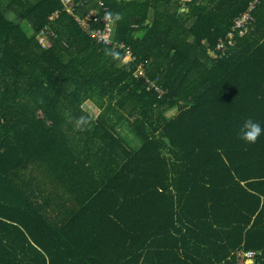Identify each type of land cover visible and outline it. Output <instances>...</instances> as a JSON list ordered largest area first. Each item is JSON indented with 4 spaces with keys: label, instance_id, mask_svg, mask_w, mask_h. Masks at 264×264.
<instances>
[{
    "label": "trees",
    "instance_id": "1",
    "mask_svg": "<svg viewBox=\"0 0 264 264\" xmlns=\"http://www.w3.org/2000/svg\"><path fill=\"white\" fill-rule=\"evenodd\" d=\"M251 1L78 0L121 15L125 62L60 0H0V264H264V135L237 139L264 127V1L210 55Z\"/></svg>",
    "mask_w": 264,
    "mask_h": 264
},
{
    "label": "built area",
    "instance_id": "2",
    "mask_svg": "<svg viewBox=\"0 0 264 264\" xmlns=\"http://www.w3.org/2000/svg\"><path fill=\"white\" fill-rule=\"evenodd\" d=\"M188 1L189 0H183V5H185ZM262 1L264 0H252L250 2L247 11L235 21L236 23L233 29L226 37L218 41L216 50L214 52L210 51L212 59H223L234 50V47L236 46V36L239 35L240 37H243L248 33L250 22L254 21L252 13L255 11L256 7L262 3ZM60 2L63 6V11L74 16L82 30L92 37L97 43L113 45L115 47H119L120 50L125 51V62H130L134 59L132 47L115 39V22L110 23L106 21L105 15L100 14L98 10H89L83 15L77 14L78 0H60ZM59 15L60 12L56 11L50 17V22L56 20ZM55 35L56 34L51 30V27L47 26L44 30L40 31L37 37L41 45L47 46L48 41ZM138 74L143 77L144 71L140 69ZM150 88H155L156 91L162 93V91L154 84H152ZM234 257L237 264H259L260 252L241 248L234 252Z\"/></svg>",
    "mask_w": 264,
    "mask_h": 264
},
{
    "label": "clouds",
    "instance_id": "3",
    "mask_svg": "<svg viewBox=\"0 0 264 264\" xmlns=\"http://www.w3.org/2000/svg\"><path fill=\"white\" fill-rule=\"evenodd\" d=\"M120 19L121 15L118 13H105V20L110 23H114ZM81 107L84 108L83 105H81ZM69 122L74 123V127L77 130H83L84 126L88 123V119L86 116H81L74 121L69 118ZM262 135H264V127H262L258 121L252 119L251 117L246 118L239 126L237 131V139L242 141L245 145H254Z\"/></svg>",
    "mask_w": 264,
    "mask_h": 264
},
{
    "label": "rangeland",
    "instance_id": "4",
    "mask_svg": "<svg viewBox=\"0 0 264 264\" xmlns=\"http://www.w3.org/2000/svg\"><path fill=\"white\" fill-rule=\"evenodd\" d=\"M10 17L13 18L12 16H10ZM20 23H21L22 27L25 29V27L27 26L26 22H20ZM174 114H175V110L174 111H170L168 113V115H170V116L174 115ZM123 134H124L125 138L130 142V144L135 149H138L140 147L141 140L134 134V132L131 131V129H128L127 127H125V129L123 130Z\"/></svg>",
    "mask_w": 264,
    "mask_h": 264
},
{
    "label": "crops",
    "instance_id": "5",
    "mask_svg": "<svg viewBox=\"0 0 264 264\" xmlns=\"http://www.w3.org/2000/svg\"><path fill=\"white\" fill-rule=\"evenodd\" d=\"M184 1H186V0H184ZM259 148H260V151H261L260 154H259V158L262 160V163H264V139L261 140V142L259 144ZM253 162H255V161H253ZM255 163H258V162H255ZM245 175H249V174L246 173ZM261 188L263 189L264 186L261 187Z\"/></svg>",
    "mask_w": 264,
    "mask_h": 264
}]
</instances>
